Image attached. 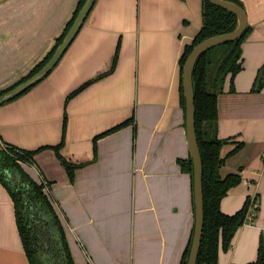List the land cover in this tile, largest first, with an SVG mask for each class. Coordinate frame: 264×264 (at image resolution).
Wrapping results in <instances>:
<instances>
[{"label": "crops", "instance_id": "0c3cea01", "mask_svg": "<svg viewBox=\"0 0 264 264\" xmlns=\"http://www.w3.org/2000/svg\"><path fill=\"white\" fill-rule=\"evenodd\" d=\"M240 1L250 26L243 68L233 82L226 77L217 106L218 137L225 140L220 174L237 173L241 182L221 209L233 214L258 196L259 210L220 249L217 264L253 262L264 241V86L253 90L264 65V0ZM78 2L0 0V90L44 59ZM203 5L96 0L56 66L0 105L1 142L38 150L34 163L21 166L47 184L74 264H182L195 204L192 175L180 162L190 157L180 60L203 26ZM62 141L60 154L79 166L73 180L54 149ZM15 216L0 181V245L26 264Z\"/></svg>", "mask_w": 264, "mask_h": 264}, {"label": "trees", "instance_id": "16d2710c", "mask_svg": "<svg viewBox=\"0 0 264 264\" xmlns=\"http://www.w3.org/2000/svg\"><path fill=\"white\" fill-rule=\"evenodd\" d=\"M84 1L79 0L71 19L44 59L15 84L0 90V95L29 78L47 62L62 41ZM233 1L243 5L240 0ZM236 23L237 19L234 13L215 5L210 0H204L203 26L194 41L185 47L180 60V96L181 105L184 109L185 97L182 86V71L188 54L198 42L209 36L230 31L235 27ZM249 32L250 26L247 25L246 30L239 38L231 42L218 44L204 52L198 58L193 71L196 132L203 160L205 210L204 230L197 264H217L220 249L227 250L229 248L236 231L247 221L252 204V197L249 196L243 207L233 214H227L221 209L222 199L231 187L241 182V176L233 173L223 177L220 174V167L225 162V159L220 154L225 140L218 137L217 106L218 95L224 89L226 77L231 75L233 82L235 75L243 68V42ZM87 85L88 83H85L78 87L69 95L68 99ZM262 86H264V65L259 71L253 90H259ZM30 88L12 100L21 96ZM132 120L133 118L116 126L114 129L123 127ZM65 130L66 117L64 120V135ZM62 145L63 141L59 145L54 146V149L67 169L70 179L73 180L75 171L79 166L68 161L60 154ZM37 151L24 150L6 143L3 144L0 140V181L7 187L15 203L17 224L30 264H74L65 242L58 215L49 196L44 191L47 184L37 183L31 179L20 164L21 161L34 163V155ZM180 162L182 168L188 171L193 178L191 156L186 160H180ZM5 168L19 172L21 181L17 183L7 178L2 171ZM254 199L257 202L255 210L258 212L259 198L257 196ZM192 239L193 235L184 253L182 264H187ZM248 264H264V241H261L257 259Z\"/></svg>", "mask_w": 264, "mask_h": 264}, {"label": "water", "instance_id": "95a60500", "mask_svg": "<svg viewBox=\"0 0 264 264\" xmlns=\"http://www.w3.org/2000/svg\"><path fill=\"white\" fill-rule=\"evenodd\" d=\"M96 0H85L74 18L71 26L64 35L62 41L58 44L51 57L47 62L33 75L26 80L20 82L8 91L0 95V105L4 102L12 100L16 96L28 88L34 86L41 81L58 63L69 45L72 43L77 33L84 24L89 12L91 11ZM215 5L222 7L236 15L237 23L235 27L223 33L209 36L198 42L191 52L188 54L183 65L182 71V86L185 97V116H186V131L189 146V153L193 162V190L195 204V227L193 239L188 257L187 264H197L198 254L201 247L205 210H204V187H203V160L196 132V107H195V92L193 85V71L198 58L212 47L231 42L239 38L248 25V15L246 9L240 3L233 0H210ZM7 178L19 183L21 175L17 171H12L8 168L2 170Z\"/></svg>", "mask_w": 264, "mask_h": 264}, {"label": "rangeland", "instance_id": "374dc122", "mask_svg": "<svg viewBox=\"0 0 264 264\" xmlns=\"http://www.w3.org/2000/svg\"><path fill=\"white\" fill-rule=\"evenodd\" d=\"M23 163H25V162L21 161L20 164H23ZM16 224H17V221H16ZM17 227H18V224H17ZM23 248H24V245H23ZM24 251H25V248H24ZM23 255L25 257L26 264H27V260H28V263L30 264V261H29V258L27 256L26 251H25V254H23ZM26 258H27V260H26ZM0 264H23V263L21 261V258L18 257V255H17V253L13 247H11V249H10V247H8L6 244H3V246L0 245Z\"/></svg>", "mask_w": 264, "mask_h": 264}, {"label": "built area", "instance_id": "2783aa9c", "mask_svg": "<svg viewBox=\"0 0 264 264\" xmlns=\"http://www.w3.org/2000/svg\"><path fill=\"white\" fill-rule=\"evenodd\" d=\"M256 206H257V202H256V200L254 199V198H252V204H251V208H250V212L249 213H251V215H252V221H251V223H254V217L256 216Z\"/></svg>", "mask_w": 264, "mask_h": 264}]
</instances>
